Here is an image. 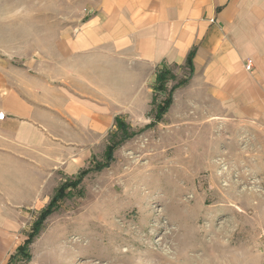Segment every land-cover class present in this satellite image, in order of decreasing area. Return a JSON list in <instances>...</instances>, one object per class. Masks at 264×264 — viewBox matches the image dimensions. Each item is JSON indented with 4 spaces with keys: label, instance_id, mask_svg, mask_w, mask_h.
Returning a JSON list of instances; mask_svg holds the SVG:
<instances>
[{
    "label": "rangeland",
    "instance_id": "obj_1",
    "mask_svg": "<svg viewBox=\"0 0 264 264\" xmlns=\"http://www.w3.org/2000/svg\"><path fill=\"white\" fill-rule=\"evenodd\" d=\"M86 5L0 0V73L50 52L83 20ZM174 69L168 91L156 92L149 117L155 125H130L128 135L118 130L100 141L84 168L93 159L107 162L112 139L121 143L107 167L69 189L30 246L31 260L18 264H264V128L216 118L210 102L187 93L156 122L169 90L189 76ZM3 161L0 259L16 252L42 211L8 200L12 188L32 182L13 181L14 167ZM77 175L56 177L46 191L50 201Z\"/></svg>",
    "mask_w": 264,
    "mask_h": 264
},
{
    "label": "crops",
    "instance_id": "obj_2",
    "mask_svg": "<svg viewBox=\"0 0 264 264\" xmlns=\"http://www.w3.org/2000/svg\"><path fill=\"white\" fill-rule=\"evenodd\" d=\"M86 3L50 52L0 73V156L13 181L32 182L7 194L14 206L43 210L50 183L79 174L117 117L148 125L158 71L190 70L191 52L194 73L174 97L199 96L216 118L264 128V0Z\"/></svg>",
    "mask_w": 264,
    "mask_h": 264
},
{
    "label": "trees",
    "instance_id": "obj_3",
    "mask_svg": "<svg viewBox=\"0 0 264 264\" xmlns=\"http://www.w3.org/2000/svg\"><path fill=\"white\" fill-rule=\"evenodd\" d=\"M193 55L194 53L191 52L188 56L186 66L189 67V76L187 80H182L181 82L175 84L168 92L167 97L165 100H163L162 104L158 106V109L156 111L155 115V121L158 122L163 116L164 113H166L171 105L173 104L174 100V92L181 86L186 85L191 76L194 73V67H193ZM176 77V74H174L173 70L171 68H162L158 71L157 77H156V83L154 85V89L157 93H166L168 91V84L169 81L174 80ZM157 95V94H156ZM156 96L153 99V104L156 101ZM155 122H151L150 124L146 125V127L155 125ZM116 125L117 130L113 132V136H116V132L118 130H122V132L125 135L129 134V128L130 125L121 117L116 118ZM112 138V136H111ZM113 140V139H112ZM110 141L106 147L105 156L107 157V162L104 164H101L96 159H93L91 166L84 168L80 171V173L74 178L69 179L63 182L60 187L57 189L55 195L52 197L50 203L41 211L39 217L37 220L34 221L32 230L29 233L28 237L25 239L22 245H20L16 252L11 254L9 261L7 264H18L21 260L23 261H30L31 260V253H30V246L35 241L36 237L39 235L40 231L42 230V226L46 218L53 213L54 209L57 207L58 202L66 197L69 194V189H77L81 183L83 182L84 178L91 172L101 171L103 168L107 167L110 163V161L113 159V153L117 146L120 145V141L117 142L116 140ZM95 160V161H94Z\"/></svg>",
    "mask_w": 264,
    "mask_h": 264
},
{
    "label": "built area",
    "instance_id": "obj_4",
    "mask_svg": "<svg viewBox=\"0 0 264 264\" xmlns=\"http://www.w3.org/2000/svg\"><path fill=\"white\" fill-rule=\"evenodd\" d=\"M247 68L250 69L251 68V64L247 65ZM5 113L4 112H0V120H3L5 118Z\"/></svg>",
    "mask_w": 264,
    "mask_h": 264
}]
</instances>
